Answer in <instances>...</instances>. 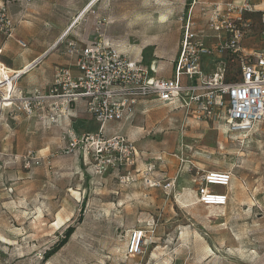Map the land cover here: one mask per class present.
Returning a JSON list of instances; mask_svg holds the SVG:
<instances>
[{
  "label": "rangeland",
  "instance_id": "obj_1",
  "mask_svg": "<svg viewBox=\"0 0 264 264\" xmlns=\"http://www.w3.org/2000/svg\"><path fill=\"white\" fill-rule=\"evenodd\" d=\"M92 1L0 0V14L4 11L14 25V38L0 27V44L16 43L17 31H27L23 20L44 19L54 11L71 25L69 37L74 39L66 37L61 51L66 57L67 41L81 47L102 41L146 69L156 66L155 77L166 78L180 52L179 17L191 10L194 32L206 43L212 31L204 7L233 0ZM47 3L54 6L47 10ZM250 19L246 50L260 47V15ZM227 65L228 81H236L238 63ZM7 68L0 60V80ZM9 73L18 71L8 68L6 80ZM177 112L166 108L168 119ZM10 115L0 118V264H264V125L251 133H232L222 119L185 122L184 129H165L161 137L153 130L144 145H158V154L173 159L180 176L187 172L172 178L176 187L165 192L140 182L120 183L125 167L98 174L89 146L70 147L71 131L78 137L96 133L90 116L76 133L37 113ZM29 154L40 164L26 168ZM150 162L156 170L172 168L161 157ZM208 171L232 172L228 189L213 187L228 194L226 207L198 203L195 179ZM69 227L72 235L56 249ZM134 231H143L145 238L141 253L131 256ZM46 254L50 256L44 259Z\"/></svg>",
  "mask_w": 264,
  "mask_h": 264
},
{
  "label": "built area",
  "instance_id": "obj_2",
  "mask_svg": "<svg viewBox=\"0 0 264 264\" xmlns=\"http://www.w3.org/2000/svg\"><path fill=\"white\" fill-rule=\"evenodd\" d=\"M203 12L207 28L217 35L218 43L209 46L199 39L194 32L191 10L188 15H181L183 37L171 78L155 77V69H146L106 42L81 47L70 40L66 42V52L75 59L78 74L74 75L69 68L57 67L48 91H36L32 96H25L16 86L12 91L3 89L0 118L5 111L27 116L37 113L42 119L47 117L59 123L61 118L70 115L73 104L84 101L99 128L96 133L82 137L71 131L70 147L89 146L88 154L94 156L98 174L107 168L125 167L120 183L142 182L148 188L173 191L175 179L156 177V163L138 167L139 153L134 143L120 134L106 136L109 123L132 119L140 101L153 99L182 108L185 117L195 122L217 123L224 119L232 133H251L264 125V0L220 2L204 7ZM254 14L260 15V47L246 50L243 42L252 30L250 16ZM0 27L14 38V25L4 11L0 14ZM16 42L21 48H27L24 41L16 39ZM216 54L222 55L224 61L217 63L213 73L207 74L203 59ZM229 61L238 63L235 73H240L233 82L228 81ZM24 162L26 168L31 163L40 164L30 154L24 157ZM233 177L230 171L198 174L195 179L198 203L205 207H226L228 194L217 192L213 187L228 189ZM144 238L143 231L133 232L128 249L131 256L141 253Z\"/></svg>",
  "mask_w": 264,
  "mask_h": 264
},
{
  "label": "crops",
  "instance_id": "obj_3",
  "mask_svg": "<svg viewBox=\"0 0 264 264\" xmlns=\"http://www.w3.org/2000/svg\"><path fill=\"white\" fill-rule=\"evenodd\" d=\"M235 1L240 2L242 0ZM258 3H260V1H258ZM45 6H47V10H49L50 8H52V6H54V4L51 5L47 3ZM30 12L34 11L30 10ZM14 16L16 17L15 13ZM13 20L16 21L17 19L15 20V18L13 17ZM21 25L25 26L27 31L18 30L16 35L19 40L24 41L26 44V41L29 40L31 43L30 48H28L27 44V48L23 49L16 44L17 42L15 43L14 41L11 44H0V60L5 66L18 71V73L19 71H22L24 68H26L29 64H33L35 62L37 63H35V65L32 66L31 69L17 78L16 74L9 73L8 75L10 76L11 82L6 83L4 87L0 88V91H2L3 89L12 91V89H14L16 86V88L21 90L25 96H32L36 91H48L50 85L55 79V72L57 67H66L69 68L74 75L78 74V70L75 67V59L68 55L66 57V55L61 52L63 49V44L65 42V40L61 42V39L64 38L65 31L70 28L71 25L67 26L66 22L62 18L57 17L56 12H49L47 17L44 19H35V17H31L30 19L23 20L21 22ZM65 37H69V33ZM69 39L74 38L72 36L69 37ZM205 40L209 46H216L218 43L217 35L214 32L208 34L205 37ZM86 45L87 44L83 45V47ZM2 59H5L6 62H3ZM221 61H224V57L220 54L206 56L203 59V67L205 72L207 74L213 73L217 67V63ZM7 69L2 73L0 81L6 80ZM173 74L171 75V77L173 76ZM166 108H169L170 110H176L178 112L175 113L172 118L168 119L166 116ZM10 114V111H5L1 118H8V116H11ZM88 116L93 118L92 115L87 111L86 103L84 101H80L72 105L70 115L61 118L56 126H61L64 130L73 129L76 133H81V126H83L82 124L84 123V120L86 118H89ZM146 117L147 119H150L151 122L147 120V123L143 124L141 121ZM185 122L199 125L198 122L191 121L188 118L186 119L184 110L182 108H175L167 103L158 100L145 99L140 101L136 105L135 114L132 119L122 122H111L107 125L106 130L109 131V133L107 134L108 136H113L116 134L125 135L129 140L136 144V148L139 153V168H144L145 165H147L150 161V158L159 159L161 157V159L163 158V161L171 165L172 168H170L169 171H166L164 168H158V170H156L154 173L156 177L165 179H172L177 177L183 178L187 176V172H185L186 174L182 173V175L180 176L177 170L173 168L174 166H177L173 159L168 158L165 155L160 156L158 154V145L148 147L144 144L150 143L148 142L149 140L147 135L151 134L153 130H155L154 132L157 134L156 136H158L168 128L181 127L184 129ZM91 125L93 127V130H98L99 125L95 120ZM170 138L171 137L169 136L165 137L168 142L171 141ZM153 149L155 151H152L150 157V155L148 154L149 150ZM222 193H224V191Z\"/></svg>",
  "mask_w": 264,
  "mask_h": 264
},
{
  "label": "bare ground",
  "instance_id": "obj_4",
  "mask_svg": "<svg viewBox=\"0 0 264 264\" xmlns=\"http://www.w3.org/2000/svg\"><path fill=\"white\" fill-rule=\"evenodd\" d=\"M95 1H96V0H93L91 4H94ZM73 24H74V23H73ZM70 27H71V26H70ZM70 30H71V29L68 28V29L65 31V33H64V37L68 35V33H69ZM35 63H37V62H35ZM35 63H33V64H29L26 68H24L22 71H20L18 74H16V78L19 77L20 75L24 74V73H25L26 71H28L29 69H31L32 66L35 65ZM153 67H154V69H156V66H153ZM13 79H14V78H13ZM9 82H11V79H10V78H9L7 81H6V80H5V81H0V88L4 87V86L6 85V83H9Z\"/></svg>",
  "mask_w": 264,
  "mask_h": 264
},
{
  "label": "trees",
  "instance_id": "obj_5",
  "mask_svg": "<svg viewBox=\"0 0 264 264\" xmlns=\"http://www.w3.org/2000/svg\"><path fill=\"white\" fill-rule=\"evenodd\" d=\"M72 233H73V228L72 227H69V229L65 232V237L56 246V249H60L62 246H64L67 243L69 237L72 235ZM48 256H50V254H46V256L44 257V259H47Z\"/></svg>",
  "mask_w": 264,
  "mask_h": 264
}]
</instances>
